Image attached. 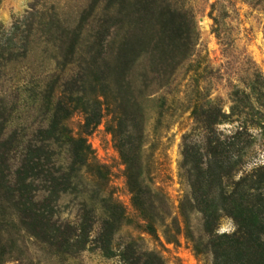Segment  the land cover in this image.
Wrapping results in <instances>:
<instances>
[{
	"label": "rangeland",
	"instance_id": "374dc122",
	"mask_svg": "<svg viewBox=\"0 0 264 264\" xmlns=\"http://www.w3.org/2000/svg\"><path fill=\"white\" fill-rule=\"evenodd\" d=\"M53 124L74 166L55 218L91 221L89 243L59 254L0 205L2 264H214L232 207L264 242V0H0V143Z\"/></svg>",
	"mask_w": 264,
	"mask_h": 264
},
{
	"label": "trees",
	"instance_id": "16d2710c",
	"mask_svg": "<svg viewBox=\"0 0 264 264\" xmlns=\"http://www.w3.org/2000/svg\"><path fill=\"white\" fill-rule=\"evenodd\" d=\"M92 123L89 118L86 119L87 127ZM57 131L53 124L47 128L42 127L38 134L32 133L29 139H25L20 133H5L0 143V187L4 192L0 196V205L2 216L8 221L7 216L11 215L9 210L13 209L20 234L24 232L49 248H54L59 254L76 255L89 243L92 222L85 220L75 225L55 218V204L61 194L66 193L72 186L74 171V166L66 169L55 161L52 139ZM78 139L69 136L73 145L85 140L83 137ZM76 148L73 147L75 152ZM76 155L85 161L83 155L79 157L77 152ZM257 171L253 170L251 174L239 179L235 184L237 189L242 185L246 186V181L254 178ZM128 185L134 196L135 206L145 219L148 218L144 201L136 189L137 185L130 177ZM235 195L236 190L229 196L230 199ZM114 209L117 212V207ZM240 212L241 209L236 207L231 209V216L238 229L232 234L224 233L211 241V249L215 255L214 264H264V242L257 236V231L243 229L237 217ZM112 219L109 216L104 220L99 240L111 235ZM7 241L8 238L0 233V244L5 243L6 246ZM151 257L155 258L149 253H138L134 257H129L126 252L122 254L126 264H164L161 260L154 263ZM5 260L0 254V264Z\"/></svg>",
	"mask_w": 264,
	"mask_h": 264
}]
</instances>
